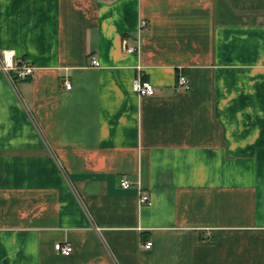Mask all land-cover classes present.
I'll return each mask as SVG.
<instances>
[{"label": "crops", "instance_id": "1", "mask_svg": "<svg viewBox=\"0 0 264 264\" xmlns=\"http://www.w3.org/2000/svg\"><path fill=\"white\" fill-rule=\"evenodd\" d=\"M4 50L0 264H264V0H0Z\"/></svg>", "mask_w": 264, "mask_h": 264}, {"label": "built area", "instance_id": "2", "mask_svg": "<svg viewBox=\"0 0 264 264\" xmlns=\"http://www.w3.org/2000/svg\"><path fill=\"white\" fill-rule=\"evenodd\" d=\"M148 22L146 20L141 21V27H147ZM124 50L133 53L137 50L136 47L129 46L127 44V40L124 39L123 41ZM91 66H100V62L97 57L92 56L90 59ZM0 71L6 76V78L14 85L17 80H27L32 79L35 77L36 69L33 65L27 62H20L16 60V55L13 50H4L0 55ZM190 81L186 75L181 74L177 79V89L182 87L183 89L190 88ZM67 88H71L70 84H66ZM133 91L139 96H153L156 94L155 85L143 78L141 74H139L133 81ZM132 181L129 178H122L121 185L124 188L130 187ZM139 202L141 204H148L152 203L151 197L147 193L140 194ZM152 246V242L148 241L145 243V247L150 248ZM55 249L59 253L63 255H70L73 252V245L72 243H61L57 242L55 244Z\"/></svg>", "mask_w": 264, "mask_h": 264}]
</instances>
